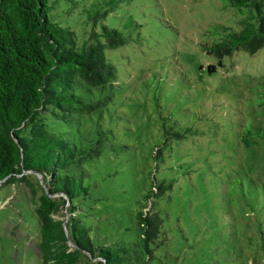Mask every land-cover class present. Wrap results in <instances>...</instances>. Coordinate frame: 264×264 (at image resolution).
<instances>
[{
    "label": "rangeland",
    "instance_id": "rangeland-1",
    "mask_svg": "<svg viewBox=\"0 0 264 264\" xmlns=\"http://www.w3.org/2000/svg\"><path fill=\"white\" fill-rule=\"evenodd\" d=\"M239 18L226 0H120L107 19L130 36L107 51L115 146L93 163L90 197L76 210L100 244L128 239L150 204L142 196L171 181L154 202L167 240L153 264H263L264 46L234 50L220 66L203 49L217 25L238 30ZM31 193L24 182L0 189V264H40Z\"/></svg>",
    "mask_w": 264,
    "mask_h": 264
},
{
    "label": "trees",
    "instance_id": "trees-1",
    "mask_svg": "<svg viewBox=\"0 0 264 264\" xmlns=\"http://www.w3.org/2000/svg\"><path fill=\"white\" fill-rule=\"evenodd\" d=\"M226 1L240 13L239 29L217 25L216 39L203 46L219 66L234 50L252 54L264 46V0ZM119 2L0 0V189L30 187L40 264H153L167 240L154 202L171 181L142 196L149 207L135 213L126 240L100 244L91 221L76 212L90 197V168L115 146L105 125L118 87L107 51L130 39L107 23ZM36 174L42 183L31 181Z\"/></svg>",
    "mask_w": 264,
    "mask_h": 264
},
{
    "label": "water",
    "instance_id": "water-1",
    "mask_svg": "<svg viewBox=\"0 0 264 264\" xmlns=\"http://www.w3.org/2000/svg\"><path fill=\"white\" fill-rule=\"evenodd\" d=\"M38 177H39V179H40V183H42V180H41V178H40V176L38 175V174H36ZM65 222V221H64Z\"/></svg>",
    "mask_w": 264,
    "mask_h": 264
}]
</instances>
